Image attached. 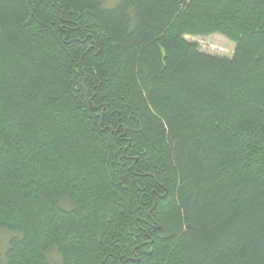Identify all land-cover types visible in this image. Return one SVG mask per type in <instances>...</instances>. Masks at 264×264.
<instances>
[{
  "label": "trees",
  "instance_id": "obj_1",
  "mask_svg": "<svg viewBox=\"0 0 264 264\" xmlns=\"http://www.w3.org/2000/svg\"><path fill=\"white\" fill-rule=\"evenodd\" d=\"M0 232V264H264V0H0Z\"/></svg>",
  "mask_w": 264,
  "mask_h": 264
},
{
  "label": "rangeland",
  "instance_id": "obj_2",
  "mask_svg": "<svg viewBox=\"0 0 264 264\" xmlns=\"http://www.w3.org/2000/svg\"><path fill=\"white\" fill-rule=\"evenodd\" d=\"M119 0H105L106 6H113ZM189 43L196 44L201 52L213 56H220L225 58H232L235 51V44L228 38L220 34L210 36H186ZM7 235L0 232V252L6 246ZM52 264H61L59 256L54 252L50 255Z\"/></svg>",
  "mask_w": 264,
  "mask_h": 264
}]
</instances>
